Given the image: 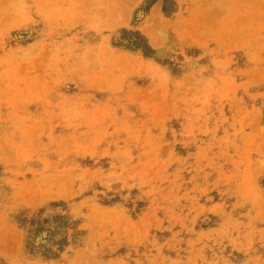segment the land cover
<instances>
[{
  "label": "rangeland",
  "instance_id": "rangeland-1",
  "mask_svg": "<svg viewBox=\"0 0 264 264\" xmlns=\"http://www.w3.org/2000/svg\"><path fill=\"white\" fill-rule=\"evenodd\" d=\"M0 264H264V0H0Z\"/></svg>",
  "mask_w": 264,
  "mask_h": 264
}]
</instances>
